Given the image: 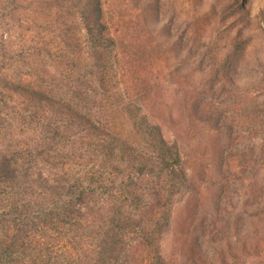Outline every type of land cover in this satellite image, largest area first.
Returning a JSON list of instances; mask_svg holds the SVG:
<instances>
[{"label": "trees", "instance_id": "trees-1", "mask_svg": "<svg viewBox=\"0 0 264 264\" xmlns=\"http://www.w3.org/2000/svg\"><path fill=\"white\" fill-rule=\"evenodd\" d=\"M158 9L0 0V264H232L223 248L210 257L205 235L178 253L164 244L182 224L180 198L208 182L225 146L199 149L198 129L219 133L223 114L162 67ZM226 66L210 70V91L247 92ZM164 71L184 93L169 116L157 99ZM251 90L241 94L264 95V78Z\"/></svg>", "mask_w": 264, "mask_h": 264}, {"label": "rangeland", "instance_id": "rangeland-1", "mask_svg": "<svg viewBox=\"0 0 264 264\" xmlns=\"http://www.w3.org/2000/svg\"><path fill=\"white\" fill-rule=\"evenodd\" d=\"M158 1L162 67L179 68L183 87H196L211 109L223 114L219 133L198 129L199 149L216 141L225 146L223 158L207 161L208 182L196 183L191 198H180L176 211L182 224L165 235V247L178 253L186 238L205 235L202 244L214 260L223 248L232 264H264V219L256 216V205L264 206V95L241 94L259 93L251 89L264 78V0ZM224 65L228 80L247 92L229 91L228 84L210 91L212 68ZM167 75L161 74L157 99L169 116L180 108L184 93L167 82ZM232 252L239 254L237 260Z\"/></svg>", "mask_w": 264, "mask_h": 264}]
</instances>
